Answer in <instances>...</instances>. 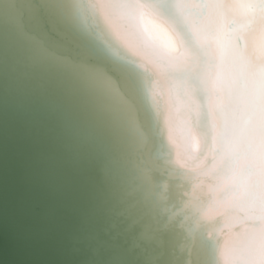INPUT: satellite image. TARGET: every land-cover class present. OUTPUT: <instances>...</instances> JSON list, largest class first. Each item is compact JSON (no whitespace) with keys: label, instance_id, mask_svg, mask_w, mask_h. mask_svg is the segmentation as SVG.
<instances>
[{"label":"water","instance_id":"obj_1","mask_svg":"<svg viewBox=\"0 0 264 264\" xmlns=\"http://www.w3.org/2000/svg\"><path fill=\"white\" fill-rule=\"evenodd\" d=\"M169 65L124 0L0 1V264H243L261 202L187 159Z\"/></svg>","mask_w":264,"mask_h":264},{"label":"bare ground","instance_id":"obj_2","mask_svg":"<svg viewBox=\"0 0 264 264\" xmlns=\"http://www.w3.org/2000/svg\"><path fill=\"white\" fill-rule=\"evenodd\" d=\"M124 1L133 10L145 37L171 69L179 72L190 67L191 73L166 75L175 87L178 115L190 154L195 158L187 159L203 165L211 156L213 165L224 166L230 163L227 151L237 160L236 173L228 183H239L235 195L238 200L250 202L257 197L262 207L259 227L249 229L246 241L242 239L245 247L240 263L264 264V0ZM145 8L166 21L175 51L162 46L144 26ZM80 78L110 121L109 106L86 75ZM184 159L175 153L176 163L183 164ZM228 203L229 200L220 203L215 193L214 203L203 205L191 194L189 205L201 224L211 221ZM208 233H212L211 227ZM242 241L235 246H241ZM226 244L227 241L222 245L223 254Z\"/></svg>","mask_w":264,"mask_h":264},{"label":"clouds","instance_id":"obj_3","mask_svg":"<svg viewBox=\"0 0 264 264\" xmlns=\"http://www.w3.org/2000/svg\"><path fill=\"white\" fill-rule=\"evenodd\" d=\"M143 24L157 41L170 51H175L171 45L174 42L171 31L166 21L152 13L149 9H144Z\"/></svg>","mask_w":264,"mask_h":264}]
</instances>
